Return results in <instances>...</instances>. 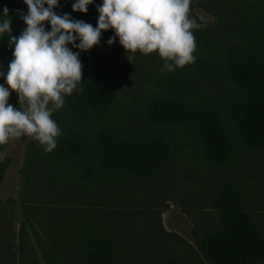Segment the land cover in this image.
<instances>
[{
    "label": "rangeland",
    "instance_id": "obj_1",
    "mask_svg": "<svg viewBox=\"0 0 264 264\" xmlns=\"http://www.w3.org/2000/svg\"><path fill=\"white\" fill-rule=\"evenodd\" d=\"M99 1L0 0V46L26 48L0 94V264H213L203 242L241 214L264 264V140L243 122L264 108V0H130L79 33ZM79 72L115 94L72 100Z\"/></svg>",
    "mask_w": 264,
    "mask_h": 264
},
{
    "label": "trees",
    "instance_id": "obj_2",
    "mask_svg": "<svg viewBox=\"0 0 264 264\" xmlns=\"http://www.w3.org/2000/svg\"><path fill=\"white\" fill-rule=\"evenodd\" d=\"M99 7L95 8L94 13L80 24V31L87 33H95L94 31L102 29L107 25L113 24L116 19L120 18L123 13L133 6L130 0H100ZM94 4H91L93 6ZM94 8V6L92 7ZM87 15V14H86ZM41 23L33 22L30 31V42L36 37L35 30ZM91 33V34H93ZM62 34H65V30ZM60 47H58L59 49ZM26 48L15 49V52L9 47L0 46V94L4 89L5 81L10 70L15 71L17 78L19 68L23 67L21 55ZM13 57L15 61L13 60ZM19 61V63H18ZM71 89L69 91L72 100L82 99L94 103L98 99L112 97L116 92V86L108 80H101L87 72H79L71 81ZM169 108L162 107L161 113L166 116ZM245 126L250 127L254 131L255 139L264 140V108L256 105L248 108L243 117ZM164 148H157L156 155L162 156ZM156 157H148L144 163L135 166L140 169L138 173L148 172L153 164H156ZM1 183V174H0ZM239 232L236 235L229 236L228 233L220 234L211 233L203 242L202 250L208 261L213 264H254L251 255L255 251H259L258 243L255 240L253 228L249 220L244 214H241ZM82 237V236H81ZM102 253H108L105 246L101 249ZM98 254L97 251L94 255Z\"/></svg>",
    "mask_w": 264,
    "mask_h": 264
}]
</instances>
